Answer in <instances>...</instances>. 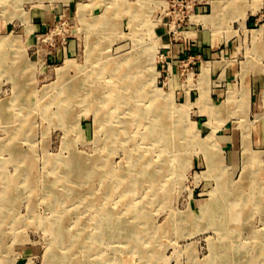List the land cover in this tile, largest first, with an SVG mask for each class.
<instances>
[{
  "label": "rangeland",
  "instance_id": "374dc122",
  "mask_svg": "<svg viewBox=\"0 0 264 264\" xmlns=\"http://www.w3.org/2000/svg\"><path fill=\"white\" fill-rule=\"evenodd\" d=\"M6 1L0 4V264H74L59 260V247L48 249L52 234L43 218L54 217L45 191L52 165L48 157H71L76 152L88 168L104 159L117 168L126 156L123 138L141 142L142 127L138 129V117L126 110L128 105L121 109L122 118L110 120L112 133H119L117 143L110 146L111 133L103 122L107 117L98 113V103L89 107L77 96L62 102L66 95L60 88L70 80L90 75L95 90L107 89L106 76H96L100 48L112 60L110 67L130 55L136 59L139 80L146 84L143 91L160 95L156 104L166 108L168 122L180 129L189 127L199 139L210 138L215 144L207 151L188 145L186 138L173 145L165 157L169 168L166 165L160 174L167 181L147 208L144 222L151 227L141 235L138 247L111 238L116 230L105 217L99 240L98 208H88L90 200L74 193L67 201L74 211L69 224L79 219L80 224L72 227L85 234L75 259L85 264H224L216 252L228 241L225 233L233 234L235 246L241 243V250L254 254L250 245L264 240V193H250L252 187L264 185V0H232L245 12L220 9L228 0H9L8 5ZM82 5L87 6L84 13L79 11ZM128 5L137 9L132 22ZM105 12L113 18L111 32L107 26L90 30L88 21ZM70 61L73 66L66 65ZM214 62L221 66V79L214 78ZM215 89L221 90L217 100ZM203 91L205 101L200 97ZM64 103H70V111L60 120L55 115ZM140 105L137 108L144 103ZM246 144L256 154L252 164L245 162ZM158 164L153 167L158 169ZM220 177L235 181L242 194L248 190L247 198L229 209L228 186L217 192ZM32 179L34 191L28 186ZM139 192L134 194L138 200L146 194ZM109 201L99 200L103 206ZM221 209L227 211L223 218ZM236 210H241V219L234 224Z\"/></svg>",
  "mask_w": 264,
  "mask_h": 264
},
{
  "label": "bare ground",
  "instance_id": "6f19581e",
  "mask_svg": "<svg viewBox=\"0 0 264 264\" xmlns=\"http://www.w3.org/2000/svg\"><path fill=\"white\" fill-rule=\"evenodd\" d=\"M5 1L6 0H0V4L6 5ZM235 2L232 0L225 1L220 5V9L235 8V7L238 8V5ZM6 3L8 5L9 0H7ZM109 5H111V4H109ZM128 6L131 7L130 5H128ZM86 8H87V6L86 7L83 5L80 6V10H79L80 13H84ZM129 10L132 12V15H131V22H132L136 18L137 9L136 8L134 9L131 7V8H129ZM238 10H240V11L242 10L243 12L247 11V9L245 10L243 7H240V9H238ZM219 11H221V10H219ZM112 21H113V18H111V16H109L108 12H105V15H103V17H99L94 21H91V20L88 21V27H90V28L92 27L90 29V30H92L94 27L98 28L100 26L101 27L107 26L110 28V31H108V32H111V28H113L111 25V23H113ZM94 32L96 34H99L97 29H95ZM6 38H7V36H6ZM3 40H5V38ZM95 46H97V44ZM102 49L103 48H100V51H99L103 54L101 55V57L99 55L100 58H98L101 60V64L99 63V61H100L99 60L98 63L100 64L99 65L100 67L98 68V70L96 69L97 70L96 76H98V75H101V76L105 75L106 76L105 78H106V82H107L106 83L107 89L99 90V91L95 90V88H93V84L95 83V82L93 83L94 79H91L90 78L91 76L89 75V77H86V78H82V79L77 78L74 80H70L67 84L64 83L66 86H63V88H60V89L62 91V94L66 95V98L63 100L61 99V100H62V102H69V101L71 102V100H73V98H71V97L77 96L80 98V101L86 102L87 103L86 105H89V107L98 103L99 107L97 106V108H96L98 113L103 111L104 112L103 117L104 116L107 117V119H105L103 122H105V121L108 122L113 118L116 122L117 118H122L125 114L122 116L121 111H123L125 109H123V110H121V109L123 108V106L125 107V105H128V108L126 110L129 109L131 113H134L138 117V122H137L138 129H140V127H142V130H140L138 132L140 134L141 142L135 143V142H133V138H129V139L123 138L122 142H123V148L126 149V156L124 157V161L121 164L119 163L120 165H119V167L117 166V168H115V166L112 163H110V161L106 162L104 157H103L104 163L102 162L101 164H98V165L96 164L95 167L88 168L89 166L87 167V163L84 161L85 159L76 152L71 157L68 154V156L57 155V157H53L51 155V157L47 158L49 161L51 160L50 162L52 163V165L49 168V170H50L49 173H51V175L46 177L47 178V180H46L47 186H46L45 191L48 192L46 195V198L49 201L48 205H49V208L51 209L52 213L54 214V217L53 218L44 217L43 221H44V225H47L45 227L52 234V238L48 243L49 244V247H48L49 252H52V250H54L55 247H59L62 251H60L61 253L59 255L57 253L58 252L57 250H56L57 251L56 253L59 256V260L65 261L64 263H66V261H70V262H74V264H85V263L81 262V259L80 260L75 259L78 256L77 250L80 247L79 243L85 235L83 233L84 231L80 234L76 230L77 225L80 224L79 219L76 220L73 224H71V225L69 224L70 223L69 217L73 214L74 211L71 212L70 209H68L70 205L68 206L67 201H69V198L72 197L74 195V193H76V195H77L76 197H79L82 200H90V203L88 204V208H90L92 206L98 208L97 212H98L100 219H98V220L96 218L95 219L97 220V223L100 224V226L98 225L99 226V234H98L99 240H101L103 238L102 237L103 236L102 235L103 229L101 226H104L103 225V223H104L103 218L105 217L107 224H110L109 225L110 228H111V225H113L112 228H114L116 230V232L112 234L111 238H114V239L116 238L119 240L125 239V241L127 242V245L130 244V246L136 247L139 244V240L141 238V235H143V232L146 234V232H149V229H150L149 227H151V226H146V223H145L146 221L144 220L146 217V211H147V208L150 206L152 199L157 198L159 196V192L162 189V184L165 185V181H167L166 177L163 176V178H162L160 176V174H161V172L166 171V170H164V169H166L165 166L167 165L165 163L169 164V162L168 161L165 162L166 161L165 157L168 156L167 154L170 152L173 145L174 144L176 145V143H179V141L184 140L186 138L185 142L188 145L193 144L195 146H198L202 150L207 151V150H211V146H213V144H215L214 141H210V138L199 139L200 134L198 135L197 132L191 131V128L189 129V127H187L186 129H180L181 126L178 127L176 123H173V125H172L171 123L168 122V118L170 116L165 114L164 110L166 108L164 109V107H162L160 105L158 106V104H156V102H158L156 100H158L160 98L159 97L160 95L159 96L153 95V97H152L151 96L152 94L149 95L143 91V87L146 84L143 83V81L139 80L138 76H140L141 71L139 70V72H136V70H138V68H137L138 66H136L137 65L136 59L130 57L131 56L130 55V56H127V57H125L119 61H113L112 65L110 67V64H108V63L112 60H110L109 56L105 57L106 55L104 54V50H102ZM103 59L106 61H104ZM146 63H148V62H146ZM96 64H97V62H96ZM138 64H139V62H138ZM66 65L67 66H71V65L73 66V62H71V61L67 62ZM141 66H143V65H141ZM16 67H17V69H19L18 66H16ZM85 69H87V67H85ZM91 69H92V67H91ZM59 70L62 71L61 69H59ZM82 70H84L83 67H82ZM104 70H107V71L109 70V71H111V73L105 74ZM205 70L207 71L208 68H206ZM205 70H204V74H205ZM64 71H66V69ZM87 71H85L86 74H87ZM98 71H101L102 73L101 72L99 73ZM88 73H89V71H88ZM90 73L93 74L92 72H90ZM141 78H143V77H141ZM109 80L111 82H108ZM244 94H245V92H244ZM205 96H206V92L203 91L202 96H200L201 99H203V101L206 100ZM231 96H233V95H231ZM110 97H111V99H110ZM244 97H246V95L243 96V98ZM54 99H55V101L59 100V98L57 99V97H55ZM110 102H112L113 104L110 106H107L108 105L107 103H110ZM140 102L141 103L143 102L144 105H142V107H140V108H137V107L141 106ZM69 105H70V103L68 104V106H65V103L62 106L60 105L61 107L59 108V113L55 116L58 117L60 120H62V119L65 120V118L67 117V112L70 111ZM114 116L116 117V119ZM0 117H2V115H0ZM130 117H132V116H130ZM172 118H173V115H172ZM122 120H124V119H122ZM107 122L104 125L107 129H109L108 133H111V137H109V140H108V145L111 146V144L117 143V136H119V133H117V134L112 133L114 130L113 125H112L113 120H112V122L111 121L108 123ZM135 122H136V120H135ZM172 122H173V120H172ZM178 123H180V122H178ZM100 125H101V123H100ZM117 126H119V125H117ZM134 126H136V125H134ZM182 126H184V125H182ZM66 127H68V125ZM71 127H72V125H71ZM72 130H73V128H72ZM120 130L121 129H119V131ZM100 131H103V130H100ZM102 134H104V133H102ZM113 135L115 137H113ZM134 136H135V134H134ZM126 141L129 143H127L125 145ZM216 144L218 145V143H216ZM248 144L251 145L250 143H248ZM12 148H11V151H12ZM112 148H113V146H112ZM218 148H220V146ZM173 150H174V148H173ZM74 151H76V150H74ZM244 151H245L244 153H245L246 164H250V163L252 164L253 161L256 160L255 152L251 151V149L248 148L247 144L245 145ZM44 153H46V152H44ZM25 154L26 153L24 152L23 155H25ZM154 154L157 156H154ZM209 154H207V156H209ZM158 155L162 156V158H160L159 161H157V159H156V157H158ZM27 156H29V153ZM27 156H25V158H27ZM85 156H87V155H85ZM222 157H219L218 159L221 160ZM209 158L211 159L212 156H209ZM121 159H123V157ZM168 159H169V157H168ZM174 159H175V157H174ZM93 160L96 161L97 158H95ZM26 161H27V159H25V162ZM30 161H31V159L29 160V162ZM98 161H99V158H98ZM216 161H217V158H216ZM158 162H159V164H158L159 168L156 169L153 166L154 165L156 166V163H158ZM171 162H173V161H171ZM30 164H33V162H30ZM168 168L169 167L167 165V169ZM166 175H167V172H166ZM222 175H223V173H222ZM34 179H35V181H37V179L35 177H34ZM221 179L222 178L220 177L219 178L220 186L217 189V192L218 193L221 192L224 188H226L228 186L229 192L227 194L226 199H227V205L229 206V209L231 208V204L240 203V201L247 198V195L245 193H247L248 190L243 192L244 194H242V193H240L239 187L238 188L236 187L235 181L222 179L223 180V182H222ZM72 182L75 183L76 185H79V186H88V188L84 187L85 189H81V188H77L75 185V187H73L71 189L68 186H70ZM94 182H97L98 186L97 185L95 186ZM244 182L246 183L245 179H244ZM145 183H150V185L146 186ZM34 185H35V182H33V179H32V181H30V183L28 184L30 191H34V188H35ZM236 189L239 192H237ZM142 190L145 191L146 194L145 195L143 194L144 196L138 200L134 194L139 192V191H142ZM218 193H217V195H218ZM250 193L251 194L264 193V185H258V186L256 185V186L252 187L250 189ZM99 200H101V201L110 200L109 201L110 205L106 204V206H103L102 202L100 203ZM223 202H221V203H223ZM244 205H247V200L244 201ZM78 206L79 205H75L74 207L78 208ZM224 209H226V208H224ZM224 209H221L219 211V217L220 218H223L227 215V211ZM207 213H208L207 209H205V210H203L202 215L204 216ZM126 214H129V217H126ZM88 215H89V213H88ZM94 215H96V214H94ZM130 217H133V219ZM233 217H234L233 223L234 224L238 223L239 220L241 219V210H236ZM41 223H43V222L41 221ZM215 223L219 224L216 219H215ZM230 223L231 222H229V224ZM219 225L222 226L221 224H219ZM72 226H76V227L74 228ZM229 227L230 226H227V228H229ZM223 228L225 229V225H223ZM107 230H109L108 227H107ZM224 236L228 239V241H225L223 247L220 246L221 249L218 252H216V254L218 256L224 257L223 260L220 258L224 264H241V263L242 264H264V240L261 241V243L251 244L250 248L253 250L255 249V253L254 254H248L246 251L241 250V247H242L241 243L236 244V246L233 244V234L232 233H225ZM151 241H152V239L151 240L148 239V242H151ZM222 241H224V240H222ZM232 246L235 248H233ZM139 248H141V247H139ZM75 250L77 253L74 252ZM143 252L145 253L146 250H143ZM44 256H45V254H44ZM107 257H108V255H107ZM50 261H51V259H50ZM105 263H107V262H105Z\"/></svg>",
  "mask_w": 264,
  "mask_h": 264
},
{
  "label": "crops",
  "instance_id": "0c3cea01",
  "mask_svg": "<svg viewBox=\"0 0 264 264\" xmlns=\"http://www.w3.org/2000/svg\"><path fill=\"white\" fill-rule=\"evenodd\" d=\"M235 5V4H234ZM237 8V7H236ZM237 9H240V7L238 6V8ZM243 10V9H242ZM240 11V10H239ZM206 68H208V67H206ZM205 68V69H206ZM235 67L233 66V69H234ZM221 69V66L219 65V63H212V70H213V75H214V78L216 77V79H221L222 77H223V73H221L222 71L220 70ZM232 69V68H231ZM208 72V70L206 71L205 70V76H207V73ZM215 79V80H216ZM221 97V90H219V89H215L214 90V99L215 100H217V98H220Z\"/></svg>",
  "mask_w": 264,
  "mask_h": 264
}]
</instances>
